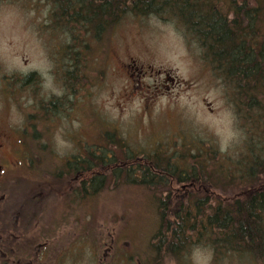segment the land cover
I'll return each mask as SVG.
<instances>
[{
  "label": "rangeland",
  "instance_id": "1",
  "mask_svg": "<svg viewBox=\"0 0 264 264\" xmlns=\"http://www.w3.org/2000/svg\"><path fill=\"white\" fill-rule=\"evenodd\" d=\"M50 19L51 6L43 0L0 2L2 72L10 74L19 68V76L37 71L47 77L55 72L57 83L51 78L38 102L61 99L65 105L57 117L49 115L44 125H36L40 117L32 109V91L20 87L19 95L8 100L0 95L4 121L19 125L21 130L33 123L32 129L41 131L36 138L24 141L35 167L33 172L26 166L22 176L30 191L38 189L39 180L47 174L60 169L62 161L83 151L85 144L101 142L108 129L117 130L139 153L188 142L193 147L216 146L234 156L243 147L245 136L225 87L203 59L199 45L188 40L174 21L155 15L125 17L105 46L91 43V65L70 91L72 79L65 81L59 73L63 71L61 44L68 39L49 31ZM128 63L145 72L142 90L136 88L137 72L126 68ZM159 70L168 72L175 84L160 78ZM163 81L165 86L161 85ZM155 83L162 92L158 96ZM44 146L55 157L43 158L45 169L39 173L33 158L37 152H46ZM55 186L56 182L45 185L40 210L19 242V246L35 247L50 238L56 251L52 264H262L261 259L248 254L228 256L215 263L212 250L202 245L190 247L180 261L175 257L155 259L149 247L157 232L158 212L148 189L111 182L99 194L70 205ZM190 186L175 184L171 189H181V194L187 195ZM53 189L55 198L47 203L46 192ZM31 196L32 192L24 197Z\"/></svg>",
  "mask_w": 264,
  "mask_h": 264
},
{
  "label": "trees",
  "instance_id": "2",
  "mask_svg": "<svg viewBox=\"0 0 264 264\" xmlns=\"http://www.w3.org/2000/svg\"><path fill=\"white\" fill-rule=\"evenodd\" d=\"M43 1L51 6L49 31L68 39L59 60L70 70V91L91 65V43L105 46L125 17L155 15L177 23L225 87L245 142L234 156L188 142L139 153L117 130L108 129L101 142L85 144L42 180L56 182L54 189L70 205L99 194L111 182L148 189L158 212L149 247L155 259L170 255L180 261L194 245L210 248L215 263L244 254L264 259V0ZM41 102L44 120L57 117L65 106L61 99ZM42 150L47 153L33 158L39 173L45 169L43 158L55 157L46 146ZM32 163L30 158L35 169ZM183 183L192 185L187 195L181 189L173 192V185Z\"/></svg>",
  "mask_w": 264,
  "mask_h": 264
},
{
  "label": "flooded vegetation",
  "instance_id": "3",
  "mask_svg": "<svg viewBox=\"0 0 264 264\" xmlns=\"http://www.w3.org/2000/svg\"><path fill=\"white\" fill-rule=\"evenodd\" d=\"M126 68L136 70V88L142 90V78L146 75L145 72L140 67H133L131 63H128ZM2 70L0 65V95L8 100L19 95L20 87L32 91V95H29L30 92H28L33 100L32 109L36 110L34 113L40 117L36 125H42L44 122L42 116L45 110L42 108V102H38V100L47 91L46 87L50 84L51 78L57 83L56 73L53 72L47 77L37 71H32L19 76V68L10 74H4ZM59 73L60 75L63 74L65 81L71 78L68 69L64 68L63 71L60 69ZM157 74L160 78L165 77L175 84V79L168 72L159 70ZM133 76L135 74H132ZM28 77H32V79L27 81ZM164 82L161 85L165 86ZM154 90L155 96L162 93L158 83L154 84ZM32 125L33 123H30L31 127L21 130L19 125L4 121L0 112V264H52L56 253L53 242L48 238L52 232L50 235L47 234V241L35 247L29 244L19 246V242L22 240L20 238L24 235L27 224L34 219L35 213L40 210L38 207L42 204L41 200L45 195V185L50 184V182L41 179L39 180L40 186L35 191H30L29 187L24 185L22 176L26 166L33 172L35 171V169H31L30 158L28 150L24 148V141L36 138L41 133L38 129H32ZM79 183L81 184V182ZM30 192H32V196L25 198L24 196L30 195ZM46 193L52 198L55 195L54 189L52 192L47 191ZM50 200L46 198L47 203ZM166 257L171 256H165L163 259ZM260 262L264 264V259H261Z\"/></svg>",
  "mask_w": 264,
  "mask_h": 264
}]
</instances>
